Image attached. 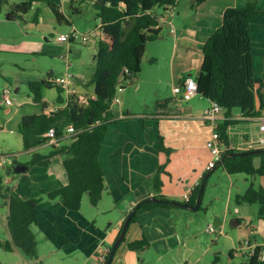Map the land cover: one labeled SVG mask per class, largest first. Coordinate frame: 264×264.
I'll list each match as a JSON object with an SVG mask.
<instances>
[{"label": "crops", "instance_id": "crops-1", "mask_svg": "<svg viewBox=\"0 0 264 264\" xmlns=\"http://www.w3.org/2000/svg\"><path fill=\"white\" fill-rule=\"evenodd\" d=\"M247 4H254L259 10L249 25L254 109L258 115L248 118L239 110H232L225 117L222 111L217 121L232 122L226 133L229 146L237 151L252 150L249 147L259 136V126L264 121V0H178L176 6L165 13L176 15L178 25L163 33V18L161 35L151 43L162 48V51L151 55L152 61L161 59L170 67V96L166 98L155 93L152 104L143 100L135 108L133 103L128 102L134 109L128 106L123 109L121 101L115 96L111 112L117 122L107 127L98 154L105 192L97 208L84 212L81 205L79 212H70L58 200L49 201L40 196L41 190L48 192L66 185L64 170L57 161L47 168L32 167L14 176L6 172L4 182L12 183L14 193L20 198L41 197L32 227L36 249L43 251L44 247L62 251L72 258L67 264H97L100 248L110 249L119 236L125 218L138 203L158 196L169 201L185 202L184 195H190L202 178L205 175L208 178L219 166L217 164L214 169H206L209 155L205 143L212 128L210 121L204 120L202 114L211 103L199 96L179 102L172 89L199 74L202 48L220 26L223 12ZM60 13L67 20L62 10V0ZM75 13L80 11L75 10ZM67 21L73 28V23ZM169 24L171 26V21ZM146 48L147 45L145 52ZM151 81V87L152 84L162 83L159 76ZM142 83L145 84V81L137 78V90L131 98L138 97L136 94L142 88ZM119 89L121 93L125 92L124 87ZM67 92L81 96L87 94L69 89ZM42 101L46 104L44 98ZM56 108L57 105L44 111L49 113ZM43 147L38 148L37 152L44 153L39 151ZM261 162H264V157L253 159L255 167ZM189 212L187 209L159 206L137 209L110 264H139L140 256L149 252L160 261L168 253L177 251L183 241L188 240L187 237L183 238L187 233L185 230L181 233V225L191 220ZM54 229L68 239V245L60 246L57 243L52 235ZM143 239L146 246L140 250L128 248V244Z\"/></svg>", "mask_w": 264, "mask_h": 264}, {"label": "trees", "instance_id": "trees-1", "mask_svg": "<svg viewBox=\"0 0 264 264\" xmlns=\"http://www.w3.org/2000/svg\"><path fill=\"white\" fill-rule=\"evenodd\" d=\"M7 1L16 2L7 16L8 19L22 20L35 4L42 3L57 22L65 21L71 26L60 13L61 0H3L4 3ZM177 1L68 0L69 4L87 6L94 12L95 18L99 21L101 37L93 56V75L85 84L91 88L89 95L66 94L60 86L46 81L28 84L32 102L42 105V111L21 117L17 126L22 150L30 156L23 166L28 171L32 167L47 168L52 162L57 161L61 164L66 177V185L48 192L41 190L40 196L49 201L58 200L67 211L79 212L82 198L86 195L90 208H97L105 192L98 154L107 127L117 122L111 112L116 91L119 87L135 83L140 73L146 45L161 35L164 17L158 14L156 9L165 14L176 6ZM38 12L36 9L31 17L32 23H37ZM258 13L259 10L254 4L226 9L220 26L202 48L199 74L194 78H188L196 84V96L220 106L225 117L229 116L232 110H239L248 118L258 115L254 109V78L249 32L250 22ZM52 87L58 94L57 108L46 113L44 110L47 107L42 101L41 89ZM83 98L85 103L82 102ZM231 124L232 122L228 120L217 123L219 143L228 145L226 133ZM68 126L73 128L75 134L64 138ZM49 129L54 130L57 138H62L58 146L48 144V139L43 137ZM43 146L48 147V150L44 153L37 152L38 148ZM252 150L228 151L217 164L228 175L264 177V162L257 167L253 165V159L264 157V153L228 156L234 153L245 154ZM14 164L21 166L15 161ZM7 171L8 175H16L10 169ZM200 184L191 191L188 200L182 202L183 204L195 205L198 196L201 201L203 192L199 195ZM13 189L12 183L7 184L0 179V200L7 210L6 227L9 236V241L3 244V248L7 253H21L28 258H34L37 242L32 227L35 224L34 218L41 197L22 199ZM154 198L169 202L161 196ZM242 201L249 204L259 203V214H264V190L261 188L256 190L250 185L242 196L235 197L237 204ZM153 206L178 208L169 204L145 203L138 209ZM134 217V215L131 217L129 223L133 222ZM52 235L60 246L69 244L68 239L57 229L53 230ZM144 246H146L144 239L128 244V248L133 251ZM258 251L259 247H256L254 254L248 256L246 262L241 264H258ZM232 254V251L228 254L230 259Z\"/></svg>", "mask_w": 264, "mask_h": 264}, {"label": "rangeland", "instance_id": "rangeland-1", "mask_svg": "<svg viewBox=\"0 0 264 264\" xmlns=\"http://www.w3.org/2000/svg\"><path fill=\"white\" fill-rule=\"evenodd\" d=\"M63 1V13L80 35L91 33L99 27V21L90 8L69 4L68 0H65V3ZM15 4L14 1L4 3L0 0V151L4 155L13 156L12 160L23 166L30 156L22 150L17 126L21 117L42 111V105L32 102L28 84L40 81L57 86L66 84L69 91L77 90L89 95L91 88L86 87L85 84L94 72L93 56L97 49V41L58 42L57 38L67 34L72 27L65 21L57 22L42 3L36 4L22 20L8 19L7 16ZM36 9L39 11L37 23H32L31 17ZM75 10H79L80 13H75ZM156 12L165 18L163 33L164 30H171L178 25L176 15L163 14L160 9H156ZM169 21L172 23L171 26ZM151 43L153 42L147 44L141 62V73L137 77L145 81L136 94L138 97L131 98L137 90L136 81L131 85L122 86L125 88L124 93H121L119 88L116 91L115 96L121 101L123 109L127 106L134 109L143 100L152 104L155 93L166 98L170 96V67L161 59L152 61L151 55L162 51V48H158L156 46L158 44L152 46ZM155 76H159L162 83L152 84L151 87L149 84ZM4 90L9 92L7 102L2 97ZM87 94L83 95L87 96ZM57 96L54 87L41 89V97L46 101L47 110L56 107ZM128 102L133 103L134 108ZM47 150L48 147L39 149L40 152ZM4 166L5 170L0 168V179L3 181L9 169L7 163ZM250 185L256 190L259 188L264 190V177L228 175L221 166H217L204 185L200 209L189 212L191 220L181 225V233L184 230L187 233L183 238L187 237L188 240L184 243L181 239L183 245L181 244L177 251L168 253L160 261L150 252L140 256L139 264L245 263L250 254L244 243L249 241L252 245H257L264 241V214H259L260 204L235 202V197L242 196ZM81 205L84 212L90 208L86 195L83 196ZM6 218L7 210L0 200V264H67L72 259L62 251L44 247L43 251L36 249L34 258H28L21 253L5 252L3 244L9 241ZM214 220L220 222L218 227L213 226ZM210 228L212 232H208ZM231 251L232 259L228 257ZM73 264L77 263L73 262Z\"/></svg>", "mask_w": 264, "mask_h": 264}, {"label": "built area", "instance_id": "built-area-1", "mask_svg": "<svg viewBox=\"0 0 264 264\" xmlns=\"http://www.w3.org/2000/svg\"><path fill=\"white\" fill-rule=\"evenodd\" d=\"M172 32V31H171ZM101 37L100 30L97 28L95 31H92L88 34L80 35L74 28H70V31L67 34L60 35L57 38L58 42L61 43H74L76 41H80L81 43H87L90 41H99ZM60 87L64 89L65 93L67 92L68 88L66 84H60ZM196 84L191 79H186L182 85L176 86L172 89L173 95L176 97L177 101L179 102H186L189 101L191 98L196 96ZM3 100L5 102L9 101V92L7 90L3 91L2 94ZM82 102L85 103V99H82ZM222 112L220 106L215 103H212L209 108L204 110L202 114V118L204 120L210 121V125L212 128L211 134L209 139L205 143V148L208 151L209 160L206 164V169L211 170L214 169L218 162H220L222 155L228 151L234 150L229 145H224L219 143V135L216 131L217 127V117L218 114ZM75 134V131L71 126H68L65 129L64 138H68L70 135ZM44 138L48 139V144L53 146H58L59 142L62 138H57L55 136V132L53 129H49L43 136ZM249 149H264V121L259 126V136L257 137L256 141L253 142ZM11 155H4L0 153V168L5 170L6 167L4 166L6 163L9 165L10 171L15 166L14 161L12 160ZM189 194L184 195V200L187 201L189 198ZM213 230L210 228L208 232H212ZM244 246L248 249V253L251 255L254 254V250L256 247H259V251L257 254V262L258 264H264V241L257 245H252L249 241L244 243ZM109 248H100L98 255H97V264H104L106 262L107 256L109 254Z\"/></svg>", "mask_w": 264, "mask_h": 264}, {"label": "water", "instance_id": "water-1", "mask_svg": "<svg viewBox=\"0 0 264 264\" xmlns=\"http://www.w3.org/2000/svg\"><path fill=\"white\" fill-rule=\"evenodd\" d=\"M264 153V150L262 149H254L250 152H246L245 154H238V153H234V154H230L228 156H243V155H256V154H262ZM26 171V167L24 166H14L13 169L11 170V172L15 173V174H20V173H23ZM208 176V175H207ZM207 176H205L203 178V181L202 183L200 184V188H199V195L203 192V188H204V184H205V180L207 178ZM145 203H160V204H169V205H172L174 207H178V208H182V209H187L191 212H196L198 211L199 207H200V199H199V196L195 202V205L193 206H188L186 204H183V203H178V202H175V201H169V202H163L159 199H155V198H147L143 201H141L140 203H138L132 210L131 212L127 215V217L125 218L124 220V223L122 225V228H121V231L119 233V236L118 238L115 240V242L113 243V245L111 246L110 248V251H109V255L107 257V260L104 264H110L112 259H113V256H114V253H115V250L117 249V247L119 246V244L121 243V241L123 240L124 238V235H125V232L127 230V227H128V224H129V221L131 219V217L134 215L135 211L138 209V207L141 205V204H145ZM220 225V222L217 221V220H214L213 221V226L214 227H218Z\"/></svg>", "mask_w": 264, "mask_h": 264}]
</instances>
